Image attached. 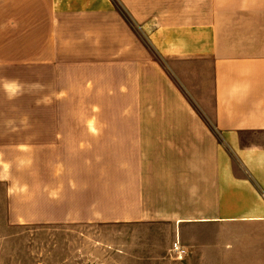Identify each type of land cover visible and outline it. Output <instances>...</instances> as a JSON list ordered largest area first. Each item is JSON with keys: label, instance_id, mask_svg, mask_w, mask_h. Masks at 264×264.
Segmentation results:
<instances>
[{"label": "crops", "instance_id": "obj_1", "mask_svg": "<svg viewBox=\"0 0 264 264\" xmlns=\"http://www.w3.org/2000/svg\"><path fill=\"white\" fill-rule=\"evenodd\" d=\"M1 207L264 264V0H0Z\"/></svg>", "mask_w": 264, "mask_h": 264}, {"label": "rangeland", "instance_id": "obj_2", "mask_svg": "<svg viewBox=\"0 0 264 264\" xmlns=\"http://www.w3.org/2000/svg\"><path fill=\"white\" fill-rule=\"evenodd\" d=\"M73 106L91 108V102ZM165 230L156 224L10 226L1 207L0 264H179L164 256L171 244Z\"/></svg>", "mask_w": 264, "mask_h": 264}, {"label": "built area", "instance_id": "obj_3", "mask_svg": "<svg viewBox=\"0 0 264 264\" xmlns=\"http://www.w3.org/2000/svg\"><path fill=\"white\" fill-rule=\"evenodd\" d=\"M173 252L176 258L180 259L187 253V250L181 246L179 241H176L173 244Z\"/></svg>", "mask_w": 264, "mask_h": 264}]
</instances>
